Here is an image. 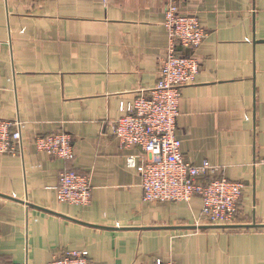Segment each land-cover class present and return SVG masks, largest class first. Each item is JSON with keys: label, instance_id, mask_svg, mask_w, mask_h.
Returning <instances> with one entry per match:
<instances>
[{"label": "crops", "instance_id": "crops-1", "mask_svg": "<svg viewBox=\"0 0 264 264\" xmlns=\"http://www.w3.org/2000/svg\"><path fill=\"white\" fill-rule=\"evenodd\" d=\"M167 0H0V119H19L22 156L0 155V264H49L86 251L91 264H264V229L196 228L201 201L143 203L110 123L158 80ZM207 37L184 87L176 136L184 159L244 185L237 223L264 225V0H184ZM63 132L71 163L38 152ZM90 179L86 208L59 203L58 174Z\"/></svg>", "mask_w": 264, "mask_h": 264}, {"label": "built area", "instance_id": "built-area-1", "mask_svg": "<svg viewBox=\"0 0 264 264\" xmlns=\"http://www.w3.org/2000/svg\"><path fill=\"white\" fill-rule=\"evenodd\" d=\"M182 1L167 0V45L155 86L122 107L123 115L110 123V129L121 149L137 147L141 151L138 156H128L126 164L139 174L143 203H190L198 198L201 213L196 228L227 230L223 228L242 225L237 217L244 185L222 177L220 167L187 162L176 136L181 91L195 83L200 68L198 60L183 52L197 49L207 37L197 17L180 12ZM24 128L25 123L19 119H0V155L22 156ZM33 145L53 159L71 163L75 158L73 138L63 132L36 136ZM260 162L264 164V160ZM55 195L59 203L86 208L92 198L90 179L72 168L64 169L58 174ZM49 264L91 263L86 251L70 250L53 257ZM153 264L175 263L159 259Z\"/></svg>", "mask_w": 264, "mask_h": 264}, {"label": "water", "instance_id": "water-1", "mask_svg": "<svg viewBox=\"0 0 264 264\" xmlns=\"http://www.w3.org/2000/svg\"><path fill=\"white\" fill-rule=\"evenodd\" d=\"M201 229H206L205 227H199ZM223 229L227 230H239V229H264V225L252 224V225H237L232 227H226Z\"/></svg>", "mask_w": 264, "mask_h": 264}]
</instances>
